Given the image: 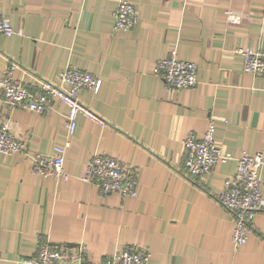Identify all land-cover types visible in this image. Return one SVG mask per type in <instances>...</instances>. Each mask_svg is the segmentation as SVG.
<instances>
[{
	"label": "crops",
	"instance_id": "0c3cea01",
	"mask_svg": "<svg viewBox=\"0 0 264 264\" xmlns=\"http://www.w3.org/2000/svg\"><path fill=\"white\" fill-rule=\"evenodd\" d=\"M119 1L0 0L14 31L0 36V79L7 58L18 62L15 78L25 85L57 82L74 66L101 80L97 93L82 90L78 98L106 123L79 114L67 138L68 108L60 100L37 114L0 98V121L26 140L30 154L69 141L66 180L35 176L23 154H0V264H20L45 241L82 244L96 263L135 245L149 252L148 264H264V76L243 72L235 52L264 51V0H128L137 23L117 31L111 14ZM227 12L236 19L228 21ZM172 51L196 65L193 88L172 92L152 76L156 60ZM210 120L222 152L262 155L263 207L238 249L233 219L213 199L235 161L192 182L180 174L184 136L201 139ZM99 152L137 171L135 197L101 196L82 181Z\"/></svg>",
	"mask_w": 264,
	"mask_h": 264
},
{
	"label": "built area",
	"instance_id": "2783aa9c",
	"mask_svg": "<svg viewBox=\"0 0 264 264\" xmlns=\"http://www.w3.org/2000/svg\"><path fill=\"white\" fill-rule=\"evenodd\" d=\"M111 15L113 27L117 31L131 30L137 23L136 6L128 0L119 1ZM227 19L233 21L236 16L227 12ZM13 33V28L0 15V36H11ZM235 52L242 59L243 72L264 76V51L239 48ZM19 68L16 60L7 58L0 79V98L8 107L44 114L52 109L54 100H60L68 108L65 123L67 138L75 133L76 117L79 114L100 125H106L78 98L82 90L97 93L101 86L100 79L68 65L59 73L57 82L35 78L31 84L25 85L15 78ZM27 74L30 75L29 72ZM152 76L160 79L165 89L172 92L193 88L198 83L196 65L178 59L175 51L168 58L156 60ZM214 135L215 124L210 120L201 139L192 132L184 136V159L180 174L192 182L210 174L218 163L235 161L234 173L224 179L221 190L213 195V199L233 219L231 240L234 248L238 249L246 243L253 231V218L263 207L262 185L257 177V170L263 163L262 155L260 152L248 153L245 150H241L237 156L222 152ZM68 146L69 141L66 140L63 146L54 147L49 154H30L26 140L16 136L8 124L0 121V154L27 156L30 172L39 178L68 179L69 175L63 168ZM82 181L95 186L101 196L116 193L121 197L133 198L137 194V171L104 152L96 153L89 159ZM148 260L149 252L135 245L118 248L96 263L88 257L82 244H51L45 241L38 244L34 256L20 260V264H148Z\"/></svg>",
	"mask_w": 264,
	"mask_h": 264
}]
</instances>
